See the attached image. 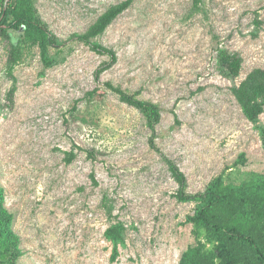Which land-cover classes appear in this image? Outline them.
<instances>
[{
  "label": "rangeland",
  "instance_id": "374dc122",
  "mask_svg": "<svg viewBox=\"0 0 264 264\" xmlns=\"http://www.w3.org/2000/svg\"><path fill=\"white\" fill-rule=\"evenodd\" d=\"M122 1L24 0L55 37L49 64L24 26L0 28V195L22 252L6 253L0 214V264H197L214 245L164 157L189 195L219 176L264 185L259 132L231 91L264 67V0H130L93 38L111 62L73 35ZM226 54L241 58L238 75ZM106 83L157 105L154 129ZM118 222L124 242L111 260L104 232Z\"/></svg>",
  "mask_w": 264,
  "mask_h": 264
},
{
  "label": "trees",
  "instance_id": "16d2710c",
  "mask_svg": "<svg viewBox=\"0 0 264 264\" xmlns=\"http://www.w3.org/2000/svg\"><path fill=\"white\" fill-rule=\"evenodd\" d=\"M130 3V0H126L110 6L85 32L73 36L90 45L95 51L107 53L111 62H114L115 52L94 42L93 38L102 34L107 26L129 7ZM1 26L15 29L24 26V33L33 41L39 42L43 59L46 64L50 63L46 51L48 44L56 46L55 37L33 19L32 9L24 0H0V28ZM9 58L11 64L16 62L17 57L14 53H11ZM221 60L232 75L239 74L242 62L239 56L226 54L221 56ZM109 65H103L99 72ZM106 85L119 95L122 102L135 107L147 116L149 126L154 129L155 123L160 118L157 105L138 99L111 83ZM231 91L246 119L257 128L264 149V127L258 123L259 116L264 111V67L252 69L231 88ZM95 93L96 90H93L87 94L92 97ZM150 142L154 146L152 139ZM72 157L73 153L69 152L66 160L70 162ZM164 160L172 177L178 183V199L198 201L194 220L196 225L205 230L206 239L214 245L213 252L197 253V264H264V185L251 182H242L239 185L224 184L219 176L208 184L204 192L189 195L185 192L184 173L172 160L166 157ZM0 214L4 216L6 222L4 233L9 243L6 253L11 259H16L22 254L18 248L19 239L9 228L11 216L2 209L1 195ZM123 231V224L118 222L110 225L104 232L105 237L113 245L111 260L116 259L118 245L124 242Z\"/></svg>",
  "mask_w": 264,
  "mask_h": 264
}]
</instances>
